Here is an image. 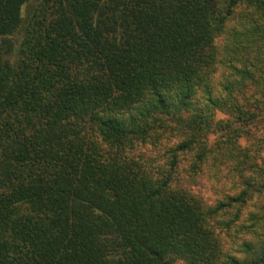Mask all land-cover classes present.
Here are the masks:
<instances>
[{
    "label": "trees",
    "instance_id": "1",
    "mask_svg": "<svg viewBox=\"0 0 264 264\" xmlns=\"http://www.w3.org/2000/svg\"><path fill=\"white\" fill-rule=\"evenodd\" d=\"M0 264H264V0H0Z\"/></svg>",
    "mask_w": 264,
    "mask_h": 264
}]
</instances>
